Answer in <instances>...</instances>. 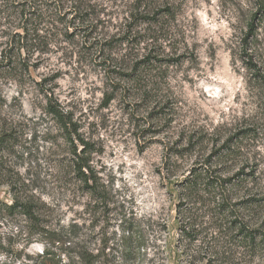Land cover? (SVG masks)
<instances>
[{"label": "rangeland", "instance_id": "374dc122", "mask_svg": "<svg viewBox=\"0 0 264 264\" xmlns=\"http://www.w3.org/2000/svg\"><path fill=\"white\" fill-rule=\"evenodd\" d=\"M136 2L0 0L4 161L56 238L2 212L0 242L16 264H264V0H147L149 23ZM49 100L92 147L88 186Z\"/></svg>", "mask_w": 264, "mask_h": 264}, {"label": "trees", "instance_id": "16d2710c", "mask_svg": "<svg viewBox=\"0 0 264 264\" xmlns=\"http://www.w3.org/2000/svg\"><path fill=\"white\" fill-rule=\"evenodd\" d=\"M136 6V14L134 15V19H136L138 22L149 23L155 19L154 9L151 7L149 2H147V0H137ZM24 22L26 23L28 21L25 19ZM22 31L24 34L20 37V40L24 41L26 39L28 29H26V27H22ZM45 113L57 123L59 130H61L63 133L64 139L70 144L73 150L71 154L75 158L72 161V170L74 176L85 186H88V182H91L92 171L89 167V161L86 156L92 152L91 145L80 139L77 129L72 123L69 115L64 113L50 100L47 101ZM17 130L18 127L11 121L8 123L5 121V119L0 118V185H7L10 188V192L13 193V202L10 205H6L4 203L0 204V217L2 216V212L8 214L9 216H23L32 224L31 235L38 238L34 242L43 244L44 241H55V234L48 232L43 227V223L40 220L41 215L38 212V207H36V204L32 201L23 200L18 197V195L14 194L16 192L15 186L18 184V182L15 177H13V171H10L6 168L4 159L6 156L13 154L15 150L21 146L18 142ZM74 140L79 142V149L73 145ZM0 255H5L7 259L1 261L0 264H16V262L20 259V256H16L14 260L10 259L11 253L5 250V247L1 242ZM51 258V253H48L47 249L45 248L44 252H42V255L39 256V259L34 264H46L49 259L51 260ZM79 258L81 262H84V264H93L91 260L83 254Z\"/></svg>", "mask_w": 264, "mask_h": 264}]
</instances>
